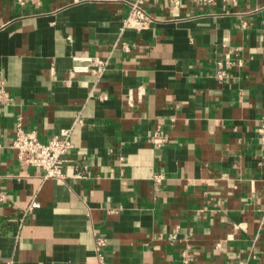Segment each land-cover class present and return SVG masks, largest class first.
Wrapping results in <instances>:
<instances>
[{
  "label": "crops",
  "instance_id": "0c3cea01",
  "mask_svg": "<svg viewBox=\"0 0 264 264\" xmlns=\"http://www.w3.org/2000/svg\"><path fill=\"white\" fill-rule=\"evenodd\" d=\"M132 1L0 0V264H264V0ZM76 117L63 180L18 162Z\"/></svg>",
  "mask_w": 264,
  "mask_h": 264
},
{
  "label": "built area",
  "instance_id": "2783aa9c",
  "mask_svg": "<svg viewBox=\"0 0 264 264\" xmlns=\"http://www.w3.org/2000/svg\"><path fill=\"white\" fill-rule=\"evenodd\" d=\"M25 0H19L22 4ZM29 1V0H27ZM150 0H133L129 3L128 14L122 22L121 32L131 29L135 32H141L148 29L152 22V18L146 12L145 7ZM122 49L127 50L126 46H122ZM81 64L73 65L70 69L71 75L90 74L96 79H99L107 69V59L98 57H90L83 59H76ZM229 63V58L226 56L221 61H217L215 64V76L217 80H224L226 73L224 67ZM8 96L4 90L0 89V102H7ZM82 124L80 117L74 119L73 124L69 128H60L52 137L46 142H39L35 132H26L20 126H16L14 138L11 144V148L16 152L18 162L22 166L36 167L42 170V180H63L65 175L63 172V166L66 162L67 156L71 153L73 145L71 143V135L73 128ZM259 142L262 148H264V123L258 128ZM150 143L159 148L166 143L165 137L161 132H154L149 137ZM161 175L153 177L155 182H160ZM40 207V204L35 200H31L25 210L24 215L30 213ZM24 217V216H23ZM23 218L19 219L18 226L23 225ZM174 239V236H171ZM103 243L97 242V247H100ZM181 258L184 264H187V252L186 250L181 252Z\"/></svg>",
  "mask_w": 264,
  "mask_h": 264
}]
</instances>
